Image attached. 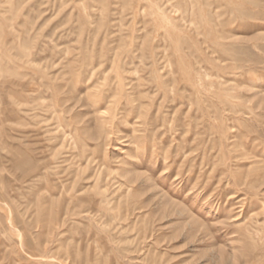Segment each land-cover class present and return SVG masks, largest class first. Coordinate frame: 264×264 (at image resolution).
Instances as JSON below:
<instances>
[{
	"label": "rangeland",
	"instance_id": "obj_1",
	"mask_svg": "<svg viewBox=\"0 0 264 264\" xmlns=\"http://www.w3.org/2000/svg\"><path fill=\"white\" fill-rule=\"evenodd\" d=\"M0 264H264V0H0Z\"/></svg>",
	"mask_w": 264,
	"mask_h": 264
},
{
	"label": "bare ground",
	"instance_id": "obj_2",
	"mask_svg": "<svg viewBox=\"0 0 264 264\" xmlns=\"http://www.w3.org/2000/svg\"><path fill=\"white\" fill-rule=\"evenodd\" d=\"M84 200V199H83Z\"/></svg>",
	"mask_w": 264,
	"mask_h": 264
}]
</instances>
